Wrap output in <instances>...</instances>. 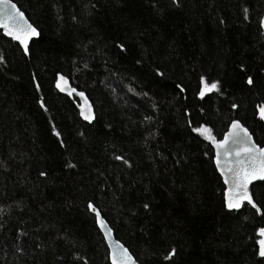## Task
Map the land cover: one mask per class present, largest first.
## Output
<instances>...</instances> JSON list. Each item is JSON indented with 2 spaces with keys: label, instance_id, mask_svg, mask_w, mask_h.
<instances>
[{
  "label": "trees",
  "instance_id": "trees-1",
  "mask_svg": "<svg viewBox=\"0 0 264 264\" xmlns=\"http://www.w3.org/2000/svg\"><path fill=\"white\" fill-rule=\"evenodd\" d=\"M13 1L40 36L26 54L0 30V264H111L89 202L141 264H264V182L259 212L228 210L192 131L238 120L264 146V0Z\"/></svg>",
  "mask_w": 264,
  "mask_h": 264
},
{
  "label": "snow or ice",
  "instance_id": "snow-or-ice-1",
  "mask_svg": "<svg viewBox=\"0 0 264 264\" xmlns=\"http://www.w3.org/2000/svg\"><path fill=\"white\" fill-rule=\"evenodd\" d=\"M172 2L176 3L177 0H172ZM262 24H264V21H262ZM0 28L4 29L6 35L19 41L26 54L28 53L29 40L38 35L37 29L24 20L23 13L16 9L15 5L10 4V0H0ZM118 47L121 51H124V45L121 44ZM241 68H243V66H241ZM246 82L249 85L252 84V77H248ZM200 84L201 88L199 95L201 97H203L205 93L219 91V84L217 81L207 83L205 78L201 77ZM55 86L61 92L67 91L69 95L75 92V89L70 88L64 76L58 75ZM38 88L39 85H37V89ZM78 95L83 96V93H78ZM232 107L235 108L236 105L233 104ZM260 112L262 118H264V106L260 107ZM81 115L85 120L90 121L92 119L90 106H88L87 114L81 111ZM53 131L55 132V129H53ZM192 131L210 141L217 150L216 165L217 168L221 170V174L224 176V183L227 185L224 191L225 207L229 210L239 209L246 201L259 212L260 209L253 202L252 196L249 194L248 186L257 179L264 180V148H259L255 144H252L247 129H245L239 121L235 120L232 121L229 131L224 134V139L220 141L212 134V129L205 125L193 128ZM55 134L59 136L58 132H55ZM229 143L234 146L232 149L227 147ZM221 149H223L225 156L223 163L220 159ZM233 155L235 157L234 159L228 158ZM116 159H122V157H116ZM124 163L127 164L128 161L125 160ZM67 166L75 167V165L72 164ZM40 175L43 176L45 173L42 172ZM144 207L147 208L148 205L145 204ZM88 208L96 214L97 223L102 228H105V237L109 238L108 234L111 232V229L105 227V222L100 219L98 210L91 202H89ZM258 233L260 236L264 237V228L258 229ZM258 244V255L264 257V239L259 240ZM110 247H112V245H110ZM175 251L174 248L170 250L164 259H170L175 254ZM111 260L112 264H136V261L128 250L118 242L112 247Z\"/></svg>",
  "mask_w": 264,
  "mask_h": 264
},
{
  "label": "water",
  "instance_id": "water-1",
  "mask_svg": "<svg viewBox=\"0 0 264 264\" xmlns=\"http://www.w3.org/2000/svg\"><path fill=\"white\" fill-rule=\"evenodd\" d=\"M10 4L15 5L16 9H18L21 13H23L24 20H26L29 24H31L33 27H35V28L37 29L38 35H37L36 37H33V38H31V39L29 40L28 45H30L34 40H36V39L39 38V36H40V31H39V29H38V28H37V27H36V26H35V25H34V24L28 19V17H27V15L25 14V12L22 11V10L20 9V7H19V6L13 1V0H10ZM0 30L2 31V34H3L5 37H7V38L13 40L14 42H17L18 44H20L19 41L14 40V39H12L10 36L6 35L5 32H4V29H3V28H0ZM58 75H60V76H64V77L67 79V81H68V83H69V85H70V88H71V89H75V92H73L71 95H69L67 91L61 92L59 89H57V88H56V89H57L62 95H65V96L70 97V98H72V97H76V98L79 100L78 110H79L80 117H81L84 121H86L87 123H93V121L95 120V109H94V106H93L92 102L90 101L89 97L87 96V94H86L84 91L78 90L76 87H74V86L72 85L71 80H70L69 77H67V76H65V75H63V74H61V73L58 74ZM58 75H57V78H58ZM56 80H57V79H56ZM55 85H56V82H55ZM55 87H56V86H55ZM78 93H83V96L78 95ZM88 106H90L91 115H92V119H91L90 121H89V120H85V119L83 118V116L81 115V111H84V112L87 114V112H88ZM235 121H238V120H235ZM239 122H240V121H239ZM231 123H232V122H231ZM240 124H241L245 129H247L248 135H249L250 138H251L250 142H251L252 144H255V145H256L257 147H259V148H264V146H261L260 144H258V143L255 141V139H254L253 135L251 134V132L249 131V129H248L246 126H244L241 122H240ZM230 125H231V124H230ZM230 125H229V128H230ZM229 128H228V130H227L225 133H227V132L229 131ZM216 139H217L218 141L223 140V139H224V135H223L222 138H216ZM211 145H212V147H213L214 154H215V156H214V163H215L216 169H217L218 173L220 174V176L222 177V180H223V182H224V176L221 174V170L218 169V168H217V165H216L217 150H216L215 146H214L212 143H211ZM227 147L230 148V149H232L234 146H233L231 143H229V144L227 145ZM228 158H229V159H234L235 157H234V155H233V156L228 157ZM220 159H221V162L223 163V161H224V159H225V156H224V153H223V149H221ZM260 182H264V180L257 179V180H255V181H253L252 183L249 184V186H248V191H249V194H250L251 196H252V186H253L254 184H258V183H260ZM224 185H225V189H226V188H227V185H226L225 183H224ZM252 200H253V202H254L253 196H252ZM245 203H247V202L245 201V202L241 205V207H240L239 209H234V210H230V211H239V210H241L242 207H243V205H244ZM254 203H255V202H254ZM247 204H248V203H247ZM96 209H97V208H96ZM97 210H98V209H97ZM228 210H229V209H228ZM98 212L100 213V219H102V220L105 222V227L111 229V232L108 234V235H109V238H106V237H105V228H102V227L97 223V225H98L100 231L102 232V234H103V236H104V238H105L106 244H107V246H108V249H109V256H110L111 264H112V260H111V251H112V247H114L115 244H116L117 242H118L120 245H123V247L126 248V249L128 250V252L131 254V256H132V257L134 258V260L136 261V264H141V263L135 258V256L130 252V250L127 248V246H125L120 240H118V239L115 237L114 231H113V229L111 228V226L109 225V223H108V222L106 221V219L102 216V214H101V212H100L99 210H98ZM95 215H96V214H95ZM96 221H97V218H96ZM110 245H112V247H110Z\"/></svg>",
  "mask_w": 264,
  "mask_h": 264
}]
</instances>
